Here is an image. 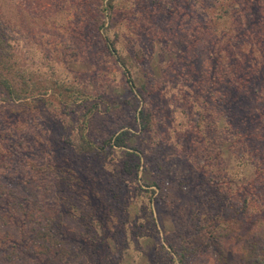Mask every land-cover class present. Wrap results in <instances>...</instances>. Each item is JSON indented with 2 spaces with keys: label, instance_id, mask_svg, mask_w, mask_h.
<instances>
[{
  "label": "rangeland",
  "instance_id": "374dc122",
  "mask_svg": "<svg viewBox=\"0 0 264 264\" xmlns=\"http://www.w3.org/2000/svg\"><path fill=\"white\" fill-rule=\"evenodd\" d=\"M263 1L245 11L250 23ZM104 5L0 0L1 45L17 64L9 77L26 98L17 102L0 93V128L3 123L11 131L0 130V193L10 194L0 197V264H249L244 255L264 242V193L258 212L243 213L235 203L257 174L237 164L230 140L218 149L206 142L204 153H213L216 166L204 163L189 135L193 129L182 134V119L194 123L198 112L178 119L186 61L192 58L197 73L213 63L210 34L198 23L215 20L216 8L206 0H114L111 11ZM241 19L233 11L213 29L243 31ZM195 29L196 42L190 36ZM114 33L116 50L108 51L104 35ZM55 83L84 99L58 96ZM139 91L144 95L137 100ZM253 97L264 105L258 93ZM62 99L73 102L65 108ZM113 102L115 110L107 111ZM141 107L150 126L143 132L140 124H126L132 137L125 146L106 144L105 135L121 130L119 124ZM85 122L98 143L90 151L78 147ZM14 137L25 144H13ZM135 162L138 172L128 173ZM224 175L225 186H202L207 177ZM208 193H215V205ZM32 194L42 211L30 220L23 212ZM214 214L228 219L226 227ZM38 225L52 226L58 239L34 237L31 228ZM16 247L19 259L9 260Z\"/></svg>",
  "mask_w": 264,
  "mask_h": 264
},
{
  "label": "trees",
  "instance_id": "16d2710c",
  "mask_svg": "<svg viewBox=\"0 0 264 264\" xmlns=\"http://www.w3.org/2000/svg\"><path fill=\"white\" fill-rule=\"evenodd\" d=\"M106 1L107 5H104L103 10H113L114 0ZM238 1L239 0H206L210 6L216 8L214 15L215 20H204L198 23V26L201 33L210 34L207 45L209 44L211 46L208 48L211 50L210 55L211 58H213V63L205 65L204 69L197 73L194 69L195 63L192 62V58L190 61H186L189 71L184 75V80L186 82H184L182 86L187 85V88L184 89L185 93L179 96L178 101H180V109H178V119H182L183 113L198 112L197 121L194 123L188 121L184 122L182 119V134L190 128L193 129L192 133L189 135L192 137V143L196 148V152L199 154L198 156H204V163L211 167L216 166L215 164H211V160L214 156L213 153H204L208 152L205 146L206 142L209 143L208 145H215L216 143L218 149L220 145L230 140L232 144L230 150L234 153L237 164L242 166L249 164L253 167L254 172L257 174V178L250 184L243 185V187L241 186L242 191H240L239 194H241L242 198L235 203L236 208L244 213L246 210L247 212H258L259 208L263 207L261 194L264 193V105L259 107L256 104L257 101H253V99L258 100V98H254L253 95L258 93L260 99L264 100V12L260 13L264 8L257 10L259 13L258 20L254 23H250V21H248V15H244V13L248 8H251V6L257 5L260 0ZM203 2H205V0H197L198 4H202ZM233 11H236V15L242 16L249 24L246 22L241 23L238 20L237 23L244 27L243 31L239 28L233 29L232 27H225L217 33V30L213 29L214 26L216 24L222 26L224 18L232 15ZM251 16L255 18L256 14H251ZM243 19H241V21ZM201 27H203V29H201ZM199 30L195 29L193 31L194 33L191 35L189 34L190 36L196 37L195 42L198 38L197 35ZM213 30L216 33L213 34ZM114 34V37L104 35L105 47L108 51L116 50L114 43L117 33ZM221 34L223 35L222 39H220ZM0 38V93H5L8 98L17 102L26 101L25 95L22 93L24 88L22 87V89L15 86L14 84H16L17 81L9 77V74L17 68V64L12 59V55H6L1 45L3 39L1 36ZM189 43L192 44L191 41H189ZM194 73L204 74L205 77L203 80H189L188 77H192ZM22 82L23 84L27 83L24 78ZM257 82L258 84H256ZM55 84L58 90V96L64 93L63 96H65V98L72 97V100H77V98L84 99L82 95L84 93L81 94L77 91L78 94H76V91L70 86L67 87L66 85L62 86L57 83ZM143 88L145 91L147 90V87L145 88V86H142L141 89ZM155 88H158V85H155L154 89ZM139 94H134V98L137 99L138 96L144 95L143 91L142 93L139 91ZM63 99L61 100L63 106L65 108L70 107V103L73 101L67 102L65 100L63 102ZM36 100H38V97ZM113 104L116 103L113 102L110 106L106 107V110L109 111L110 107L114 108ZM126 118L129 121H123L119 124V128H122L121 130L115 127L113 132L107 136L105 135L104 142L106 144L111 147L115 145L118 146L119 149H122L126 141L132 137L131 131L128 128L129 125L134 123L140 124V129L144 132L152 122L149 112H146L144 107L136 110L133 117L129 116ZM89 119H92V115H90ZM85 123V127L80 130L78 147L86 151L94 150L98 143L95 142V135H92L88 130L89 124L87 122ZM126 124H128V127L125 126ZM1 126V132L9 136L11 131H9V129L6 130V124L1 123ZM13 144L18 146L24 145L25 141L20 137H14ZM125 154L129 156L134 153L125 151ZM219 166L218 168H220ZM125 167L128 169L130 166L125 165ZM138 167V162H135L134 168L129 169L128 173H137ZM214 183L216 186H225L227 184L226 175L219 176L218 179L214 178V176L207 177L202 186L206 187ZM9 195L10 194L0 193V197L4 200L5 196ZM205 196L208 201L212 198V203L215 205V193H208ZM27 201H29V203L24 207L23 214L27 213V216H30V220L31 217L36 218L39 216L40 218L42 209L40 205L41 201L37 194H32V197L28 198ZM145 210L147 214H151L150 207ZM212 216H214V220L218 225L224 224L225 226V224L228 223L226 222L228 219L225 217L223 219L224 222H222V220L219 219V215L214 214ZM36 220L38 221L39 219ZM39 223L42 224V219L39 220ZM92 223L95 224L94 221ZM31 230L36 233L34 237L38 239L47 237H53V240L58 239L52 226L49 227V225H44V227H41L38 225L36 227L33 226ZM11 242L12 241H8L7 243L10 244ZM18 243H21V241ZM51 245L55 246L56 244L52 243ZM18 247L12 249V251L10 250L12 253L7 256L9 260L19 259L21 250L19 249L20 247ZM187 249L188 248L184 247L183 250L185 251ZM179 251L180 254L183 255V251ZM244 258L248 260L249 264H264V242L258 244L255 254H253L252 250H248Z\"/></svg>",
  "mask_w": 264,
  "mask_h": 264
}]
</instances>
